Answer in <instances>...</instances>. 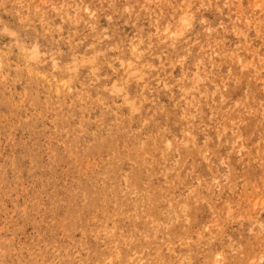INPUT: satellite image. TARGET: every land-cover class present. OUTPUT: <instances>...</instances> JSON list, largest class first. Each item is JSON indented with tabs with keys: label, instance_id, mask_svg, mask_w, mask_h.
Masks as SVG:
<instances>
[{
	"label": "clouds",
	"instance_id": "clouds-1",
	"mask_svg": "<svg viewBox=\"0 0 264 264\" xmlns=\"http://www.w3.org/2000/svg\"><path fill=\"white\" fill-rule=\"evenodd\" d=\"M0 264H264V0H0Z\"/></svg>",
	"mask_w": 264,
	"mask_h": 264
}]
</instances>
